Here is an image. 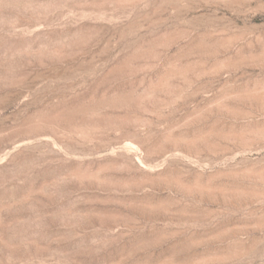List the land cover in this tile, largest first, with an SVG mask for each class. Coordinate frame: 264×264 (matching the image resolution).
Instances as JSON below:
<instances>
[{"label":"rangeland","instance_id":"374dc122","mask_svg":"<svg viewBox=\"0 0 264 264\" xmlns=\"http://www.w3.org/2000/svg\"><path fill=\"white\" fill-rule=\"evenodd\" d=\"M0 264H264V0H0Z\"/></svg>","mask_w":264,"mask_h":264}]
</instances>
